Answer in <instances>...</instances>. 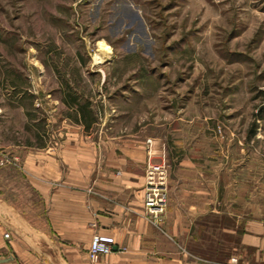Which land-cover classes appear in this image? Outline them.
<instances>
[{
    "label": "rangeland",
    "instance_id": "1",
    "mask_svg": "<svg viewBox=\"0 0 264 264\" xmlns=\"http://www.w3.org/2000/svg\"><path fill=\"white\" fill-rule=\"evenodd\" d=\"M76 114L152 140L195 255L262 264L264 0H0V151Z\"/></svg>",
    "mask_w": 264,
    "mask_h": 264
},
{
    "label": "crops",
    "instance_id": "2",
    "mask_svg": "<svg viewBox=\"0 0 264 264\" xmlns=\"http://www.w3.org/2000/svg\"><path fill=\"white\" fill-rule=\"evenodd\" d=\"M58 122L49 142H7L18 161L9 175L0 168V264H211L179 241L183 229L170 201L159 220L144 215L143 135L84 130L78 114ZM17 175L24 189L12 184ZM94 232L112 235L114 243L92 261Z\"/></svg>",
    "mask_w": 264,
    "mask_h": 264
},
{
    "label": "built area",
    "instance_id": "3",
    "mask_svg": "<svg viewBox=\"0 0 264 264\" xmlns=\"http://www.w3.org/2000/svg\"><path fill=\"white\" fill-rule=\"evenodd\" d=\"M150 144V140L146 139ZM16 156L0 151V165L15 163ZM166 203L165 169L163 163L146 162L144 168V180L142 185V209L144 215L157 221L164 212ZM7 235V233H4ZM112 235L94 232L89 238L87 256L90 260H96L100 255L108 253L113 248ZM224 264H245L238 260L237 256L231 255Z\"/></svg>",
    "mask_w": 264,
    "mask_h": 264
},
{
    "label": "bare ground",
    "instance_id": "4",
    "mask_svg": "<svg viewBox=\"0 0 264 264\" xmlns=\"http://www.w3.org/2000/svg\"><path fill=\"white\" fill-rule=\"evenodd\" d=\"M98 49H99V51L100 50H102L103 51V53L104 52H107V51H109L110 49H109V47H108V44H106L105 42H103V41H100L99 43H98ZM99 54L97 53V54H95L94 55V60L95 61H99ZM100 59H101V57H100ZM98 63V62H97Z\"/></svg>",
    "mask_w": 264,
    "mask_h": 264
}]
</instances>
